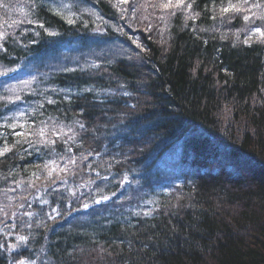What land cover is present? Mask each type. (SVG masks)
Segmentation results:
<instances>
[{
    "label": "trees",
    "instance_id": "obj_1",
    "mask_svg": "<svg viewBox=\"0 0 264 264\" xmlns=\"http://www.w3.org/2000/svg\"><path fill=\"white\" fill-rule=\"evenodd\" d=\"M163 3L0 0V264H264V0Z\"/></svg>",
    "mask_w": 264,
    "mask_h": 264
},
{
    "label": "snow or ice",
    "instance_id": "obj_2",
    "mask_svg": "<svg viewBox=\"0 0 264 264\" xmlns=\"http://www.w3.org/2000/svg\"><path fill=\"white\" fill-rule=\"evenodd\" d=\"M120 2L121 3H126L127 0H120ZM248 3H249V0H240V3H236V4L229 3L227 7L221 8V12L222 13H227V12L231 11V12H235V13H240V12L246 10L243 7V5L248 4ZM183 5H184V0H176V3H173V0H167V3L161 4V7H163V8H172V7L180 8ZM187 7L191 8V5H187ZM251 7L260 8L262 6L257 3V4H253ZM247 11H251V8H248ZM251 18L252 17L249 16V15H245L243 17V19L246 22L249 21ZM258 18L261 19V20H264V12L260 13ZM68 22L72 23V20L69 19ZM40 26L43 27V25H40ZM257 34H259L260 37L264 38V29H262L261 27H257L251 33V35H257ZM249 38H251V37H249ZM247 42H248V40H245V43H247ZM7 151H9V149H7V148L3 149V152H7ZM3 152H0V155H2ZM21 239H23V238H21ZM20 264H23V261H21Z\"/></svg>",
    "mask_w": 264,
    "mask_h": 264
},
{
    "label": "bare ground",
    "instance_id": "obj_3",
    "mask_svg": "<svg viewBox=\"0 0 264 264\" xmlns=\"http://www.w3.org/2000/svg\"><path fill=\"white\" fill-rule=\"evenodd\" d=\"M177 158V157H176Z\"/></svg>",
    "mask_w": 264,
    "mask_h": 264
}]
</instances>
